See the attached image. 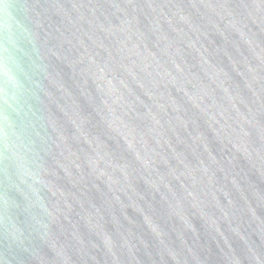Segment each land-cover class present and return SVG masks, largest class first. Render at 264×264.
I'll list each match as a JSON object with an SVG mask.
<instances>
[{
    "label": "water",
    "instance_id": "95a60500",
    "mask_svg": "<svg viewBox=\"0 0 264 264\" xmlns=\"http://www.w3.org/2000/svg\"><path fill=\"white\" fill-rule=\"evenodd\" d=\"M0 264H264V0H0Z\"/></svg>",
    "mask_w": 264,
    "mask_h": 264
}]
</instances>
